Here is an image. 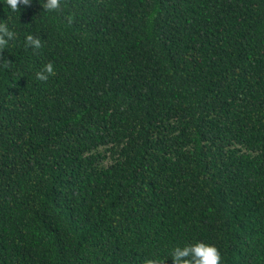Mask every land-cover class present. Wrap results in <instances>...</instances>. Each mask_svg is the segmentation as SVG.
I'll return each instance as SVG.
<instances>
[{
  "label": "trees",
  "instance_id": "trees-1",
  "mask_svg": "<svg viewBox=\"0 0 264 264\" xmlns=\"http://www.w3.org/2000/svg\"><path fill=\"white\" fill-rule=\"evenodd\" d=\"M42 2L0 4V264H264V0Z\"/></svg>",
  "mask_w": 264,
  "mask_h": 264
},
{
  "label": "clouds",
  "instance_id": "clouds-1",
  "mask_svg": "<svg viewBox=\"0 0 264 264\" xmlns=\"http://www.w3.org/2000/svg\"><path fill=\"white\" fill-rule=\"evenodd\" d=\"M32 0H4L3 7H7L9 12L20 14V5H30ZM63 0H43L42 8L45 13L61 12ZM67 20L71 23L72 17L68 16ZM18 39L16 24L12 17L0 19V51L11 46ZM23 47L33 50L42 47L41 38L32 33H26L23 38ZM12 61L3 57L0 59V72L9 70ZM56 69L51 61L46 62L36 71L35 78L39 81H47L50 76L55 75ZM172 264H221L222 256L220 250L215 244L203 240L185 242L174 245L169 253ZM165 259L159 255H151L143 260V264H165Z\"/></svg>",
  "mask_w": 264,
  "mask_h": 264
}]
</instances>
